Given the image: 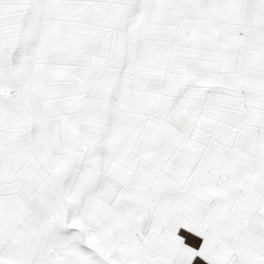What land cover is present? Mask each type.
I'll use <instances>...</instances> for the list:
<instances>
[{"label": "snow or ice", "instance_id": "6c2138e0", "mask_svg": "<svg viewBox=\"0 0 264 264\" xmlns=\"http://www.w3.org/2000/svg\"><path fill=\"white\" fill-rule=\"evenodd\" d=\"M0 264H264V0H0Z\"/></svg>", "mask_w": 264, "mask_h": 264}]
</instances>
